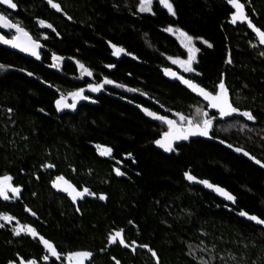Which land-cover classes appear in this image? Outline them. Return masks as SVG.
<instances>
[{
  "label": "trees",
  "instance_id": "trees-1",
  "mask_svg": "<svg viewBox=\"0 0 264 264\" xmlns=\"http://www.w3.org/2000/svg\"><path fill=\"white\" fill-rule=\"evenodd\" d=\"M65 1L88 5L90 13L81 26L60 29L62 40L53 36L54 53L75 56L97 74L137 89L141 94L122 93L135 103L161 112L147 95L161 108L195 122L204 119L196 109L204 112L206 104L164 77L169 62L163 55L185 53L157 26L174 22L207 41L211 47L203 49L197 81L216 92L223 80L234 107L255 117L216 120L212 136L264 163V45L247 22H231L235 9L228 0H170L177 20L168 19L162 9L157 18L135 17L134 8L130 10L134 0ZM240 2L252 23L264 30V0ZM26 4L31 16L43 12L39 0ZM106 40L125 47L137 61L124 58L108 71L103 65L114 61ZM0 63L37 77L0 68V177L11 176L13 186L21 189L18 198H0V214L15 218L11 223L0 220V264H65L64 259H43L50 253L39 236L62 256L91 252L92 264H157V257L159 264H264V225L240 215L243 211L264 219L262 168L202 139L179 144L171 152L158 150L155 141L167 126L107 95L98 98V105L59 113L58 93L40 80L68 92L76 76L71 62L54 72L0 47ZM105 148L111 155L101 154ZM117 168L124 174L116 175ZM185 173L222 188L235 201L203 183L189 182ZM60 176L95 195L79 201L77 209L53 187ZM101 195L106 198L99 199ZM18 224L36 229L38 236L15 235ZM121 229L129 246L108 247L109 235Z\"/></svg>",
  "mask_w": 264,
  "mask_h": 264
},
{
  "label": "snow or ice",
  "instance_id": "snow-or-ice-1",
  "mask_svg": "<svg viewBox=\"0 0 264 264\" xmlns=\"http://www.w3.org/2000/svg\"><path fill=\"white\" fill-rule=\"evenodd\" d=\"M152 3L153 0H140V6L139 11L140 12H152ZM159 3L163 5L164 8L167 9V12L171 16H176V12L174 10L173 4L170 2V0H159ZM228 3L235 9L234 13L231 15V22L233 24L239 22H247V26L252 29V31L255 33V35L259 39V44L264 45V30L261 28L255 26L252 21L248 18V16L245 13V4L241 3L240 0H228ZM0 4L6 5L10 9H17V4L14 2V0H0ZM48 4L55 9L57 12L62 11L61 5L59 3L54 2V0H48ZM69 19H71L69 17ZM41 27H47L50 29H55L51 24H46L43 20L39 21ZM0 27H5L9 29H15L16 35L13 36L12 39H6L4 36H0V43L5 45H10L12 48H18L22 52H29L31 55L36 56L39 58L38 55V49L42 47V45L36 41L33 40L32 37L28 34L27 31H25L18 23H12L7 19L6 16L3 14H0ZM167 32H178L179 35L183 38L184 46L188 49V59L186 61H176L173 60V63H180L182 66H184V70L186 72H194L195 69L193 68V63L196 61V54L199 52V49L195 46L193 43V38L190 37L186 32L179 30V29H173L172 27H168L165 29ZM46 38V37H45ZM205 44H207V41H204ZM211 47V45H208ZM113 48V55L119 56L121 53H124V49L121 47H117L116 45H111ZM261 55H264V53H261ZM62 57H53L54 63L53 67H59V62L62 60ZM79 64V62H77ZM228 63H231V60H228ZM3 65H0V68H3ZM79 67L81 69L82 75L91 76L92 72L86 68L83 64H79ZM166 74H170L173 77L176 76L175 73H171L170 70H165ZM31 75V73H29ZM187 87H189L193 92L197 93L199 96H202L204 100L208 101V107L212 109H217L219 111V115L221 117H227L231 116L233 114L238 113L242 117H246L247 120L253 121L255 119L254 115L250 111H240L238 108L234 107L233 104L229 100V94L228 90L225 87V84L223 80L218 85V91L214 93L209 92L205 90L204 88L200 87L199 85L195 84L191 80L184 79L182 76L178 77ZM113 81L105 79L103 84H112ZM103 84L97 85V86H90V90L92 92H98L103 88ZM119 87H123V85H119ZM129 91H135L134 89H129ZM70 95L73 98V103L68 104L66 103V98L64 96H61L60 99H58L56 103V108L58 111L63 110L64 108H75L76 107V100H86L88 97H86L83 94V90L70 93ZM9 112H11V109H8ZM145 112L148 116H151L152 118L156 120H160L166 125H168V131L164 133L163 137L155 143L163 148L167 152L173 151V143L177 140H187L189 136H207L209 134V130L212 128L213 121L211 118L208 117L207 112H203L200 108L196 109L197 116H202L204 119H202L200 122H194V119L185 117L183 114L177 113L176 115L179 117V122L176 120L169 119L165 116L158 115L154 112L148 111L145 109ZM229 147H231L229 145ZM237 152H242L243 150L240 148L235 149ZM111 149L105 148L102 149L101 154L102 155H111ZM245 156H249L248 152H243ZM130 155V154H129ZM255 161L257 165H260L262 168H264V163L261 162V160L256 159L255 157H250ZM47 167L51 168L54 167L53 165L49 164ZM116 175L121 176L124 173H122L118 168L115 170ZM186 179L189 181L195 180V177L192 175L185 173ZM12 177L8 175H4L3 177H0V198L7 201L9 199H15L20 196L21 189L20 187L13 186L11 183ZM200 183L205 184L206 187L213 189L220 193L221 195L225 196L226 199L229 201H235V198L225 192L222 188L214 187L212 184L208 183L207 181H200ZM53 187L62 190L66 193H68L69 196H71L73 202H76L78 198H83L85 195H95L94 193H91L89 189L84 188L82 191H78L76 187L71 185L68 181H66L62 176L57 177V180L53 182ZM11 194V195H9ZM106 197L101 195L99 196V199L104 200ZM35 215V213H33ZM241 216H247V218L250 221H255L259 225H264V219H259L255 215H248L246 212H240ZM15 218L12 216H9L7 214H0V220L5 221L6 223H11ZM4 224H0V228H3ZM14 234L19 236L22 233L31 235L33 238H36L38 236V233L36 229L32 228L31 226L27 225H19L13 229ZM40 242L44 245V247L48 250V252L53 257L59 258V254L57 253L56 247L49 242L47 239H45L43 236H39ZM117 241H119L120 245H123L125 247H128L129 245L126 244L125 239L123 237V230L115 231L113 234H110L108 237V243L114 244ZM134 243V242H133ZM147 247V246H144ZM93 254L89 251H79L75 253H70L67 257L69 264H73V261H75V264H84L85 260H88L91 258ZM153 257H156L157 254L153 251L152 252ZM44 260H48L49 256L45 255ZM12 264V262H10ZM19 264H36V261L29 260L25 262L24 260H21ZM119 264V262H117ZM157 264H159V260L157 257ZM204 264H208L207 261L204 262Z\"/></svg>",
  "mask_w": 264,
  "mask_h": 264
},
{
  "label": "flooded vegetation",
  "instance_id": "flooded-vegetation-1",
  "mask_svg": "<svg viewBox=\"0 0 264 264\" xmlns=\"http://www.w3.org/2000/svg\"><path fill=\"white\" fill-rule=\"evenodd\" d=\"M27 1H29V0H14V2L17 4V9H14V10L4 6L3 4H0V14H3L4 16H6L7 19L9 21H11L12 23H18L25 31L28 32V34L32 37L33 40L38 41L42 45V47L39 48V51H40L39 59H40V61H36L33 58L26 57V56H24V55H22L16 51L8 49L5 46H3L2 44H0L1 48L5 49V50H9V51L14 52V53H17V54H19V55H21L27 59L33 60L36 63L43 64L48 70L54 71V72L61 71L64 68L66 62H71L72 64H74V66L76 67L75 84H74V86H72V88L68 92H66V93L60 92V94L62 96H66V95H69L70 93H74V92L83 90V94L86 97H88L89 100H94L97 102L96 105L99 104L98 98H100L102 95H107V96L114 98V99H117V100H120L117 98V97H119L123 100L126 99V100L131 101L132 103H135L131 99H128L125 96H123L122 93H125V91H129V89H134L135 91H130V92L135 93V94H141V92H139L137 89L129 87L125 84H122V83L108 77V75H106V74H97V72L94 71L92 68H90L87 63L81 61L80 59H78L75 56L71 57V56H66L63 54H57V53H54L51 49L53 47V42H54L53 36L56 37L57 40L60 41V40H62L60 29L67 28L70 24L81 26L82 25L81 22H83L84 19L86 20L85 17L89 16V13H90L89 7L90 6L87 5V7H84V4L82 5L80 3V5H79V4H76V2H72V4L70 5L65 0H54V2L59 3L61 5V8H62V11L57 12L55 9H53L48 4V0H39L41 3L40 5L43 8V12H39V13L31 16L29 14L30 8L28 9V4H26ZM68 5H70V6H68ZM21 6H23V10H20ZM139 6H140V0H134L132 6H130V10H132V7L134 8L133 13L135 14L134 15L135 17L145 16V17L157 18L158 9H162L163 11L166 12L168 19H170V20H177L178 19L177 13H176V16H171L167 12V9L164 8L163 5H161L159 3V0H153L152 12H140ZM70 7H71V9H70ZM69 17L71 19H69ZM41 20H43L46 24H51L53 26V28L55 29V31H53V29H50L47 27H41V25L39 23V21H41ZM168 27H172L173 29L182 30V31L186 32L190 37L193 38V43L199 49V52L196 54V61L192 65L193 68L195 69L194 72H186L184 70V66H182L180 63H173L172 62L173 60L186 61L188 59L189 53H188V49L184 46V42H182L183 38L179 35L178 32H167V31H165V29ZM157 28L160 29L161 31H163L164 33L168 34L174 40H176L178 46L185 53L184 56H180V55L173 56V55L164 54L163 55L164 58L169 62V66L167 68H173L180 75H182L185 78H187L191 81H194V82L198 83L199 85H201L197 81V78L200 76L198 66L200 63V57L204 53L203 49L208 48V45L204 43V40L202 38L194 37V36L190 35L180 25L175 24L174 22H168L162 27L157 26ZM16 34L17 33H16L15 29L0 27V36H4L6 39H12L13 36H15ZM106 44L109 46V49L111 52L110 55L112 56V59L114 61V63H106L103 65L108 71H113L116 68V64L124 58H129L131 60L137 61V58L133 54L128 52V50L125 47L116 45L117 47H121L125 50V54L123 55V57L120 60H118L117 56L113 55V48L111 47V45H113V44L109 40H106ZM45 54H47L49 56L48 61H47V58H45ZM54 56L68 57V58L70 57V58L76 59L80 63H83L92 72V78H86V79L79 80L80 75H79L78 65L72 61H69V60H66V61L61 60L59 62L58 70L57 71L52 70L51 68L53 67L52 65L54 63V60H53ZM105 79L111 80V81H113V83L112 84H103ZM100 84H103V89H102L103 91L100 94H97L98 92H92L90 90V86H97ZM119 85H123V87H119ZM210 92H212V91H210ZM212 93L215 94V92H212ZM59 97H60V95H59ZM73 102H74L73 98H71L70 104H72ZM149 102L151 104H154L150 100H149ZM85 104L92 105L90 103H81L79 105V107L81 105H85ZM135 104H138V103H135ZM157 104H154V105L158 106L161 109V112L156 111L154 109H151L149 107L148 108L151 109L152 111L156 112V113H159L161 115H164L166 117L174 119L177 122L179 121V118H177V116L172 115L170 113L173 110H167L165 108H161L160 105L159 104L157 105ZM139 105H141V104H139ZM142 106H144V105H142ZM145 107H147V106H145ZM174 112H176V111H174ZM204 112L208 113L207 118H211L213 123L216 120H221L223 118L219 115L218 112L211 111L210 108L208 107V104H206V109L204 110ZM233 116H234V114H233ZM235 116H240V115L238 113H236ZM187 117H189V116H187ZM227 117L230 118V116H227ZM166 126L168 128V125H166ZM212 126H213V124H212ZM166 131H168V130H166ZM56 180H57V178L54 181H56ZM60 191H62V190H60ZM62 192H64V191H62ZM64 193L68 196V193H66V192H64ZM68 198H69V196H68ZM125 242H126V239H125ZM117 243H119V241H117L114 244H117ZM49 257L56 259V260H61V259L63 260L64 259L63 261H65V264H69V261L67 259L68 255L67 256L59 255V258H57V257L51 256V254H50ZM90 259L91 258H89L88 260H85L84 264H92L90 262Z\"/></svg>",
  "mask_w": 264,
  "mask_h": 264
},
{
  "label": "water",
  "instance_id": "water-1",
  "mask_svg": "<svg viewBox=\"0 0 264 264\" xmlns=\"http://www.w3.org/2000/svg\"><path fill=\"white\" fill-rule=\"evenodd\" d=\"M4 6H6V5H4ZM7 7V6H6ZM0 44H2V43H0ZM3 46H5L6 48H8V49H11V50H13V51H16V52H18V53H20V54H22V55H24V56H26V57H29V58H33V59H35L36 61H40V59L39 58H37L36 56H34V55H31L29 52H22V51H20L18 48H12L10 45H5V44H2ZM38 51V55H39V53H40V51H39V49L37 50ZM125 54V51H124V53H121L119 56H117V59L118 60H120L122 57H123V55ZM56 57H59V56H56ZM63 59V61H66V60H69V61H72V62H74V63H76L77 65H78V68H79V75H80V77H79V80H82V79H86V78H92V75L91 76H87V75H82L81 74V69H80V67H79V64H83V63H80L79 61H77L76 59H74V58H68V57H62ZM167 58V57H166ZM77 62H79V64L77 63ZM0 65H3L4 67H3V69H7V70H11V71H16V72H21L22 74H24V75H26V76H28L29 78H31V79H37V77H36V75L35 74H33L32 72H30V71H27V70H25V69H20V68H17V67H14V66H11V65H8V64H3V63H0ZM84 65V64H83ZM85 66V65H84ZM86 67V66H85ZM87 68V67H86ZM52 70H55V71H57L58 70V67H52L51 68ZM170 70V72L171 73H175L176 74V76L175 77H173L172 75H170V74H166L165 73V70ZM29 73H31V75H29ZM163 75H164V77L167 79V80H170V81H175V82H178V83H180L182 86H184L192 95H194L195 97H197V98H199V99H201L203 102H205L206 104H208V101H206V100H204L203 99V97L202 96H199L197 93H195V92H193L189 87H187L178 77H181L182 75H180L178 72H176L173 68H165L164 70H163ZM184 79H187V78H185L184 76H182ZM187 80H189V79H187ZM40 82L41 83H43L45 86H47L48 88H51V89H53L54 91H56L57 93H58V95H60V97L62 96L61 94H60V91L58 90V89H56V88H54L52 85H50V84H48L47 82H45V81H41L40 80ZM192 82H194V81H192ZM195 84H197V85H199L198 83H196V82H194ZM200 87H202V88H204L205 90H207V91H209L208 89H206L205 87H203V86H201V85H199ZM103 89V88H102ZM100 90V91H98V93L97 94H100L103 90ZM210 92V91H209ZM228 94H229V100H230V102L232 103V100H231V96H230V93H229V91H228ZM60 97H58V99H60ZM65 98H66V103H68V104H70V100H71V98H72V96L69 94V95H66V96H64ZM145 97L146 98H148L152 103H154V104H157L154 100H152V99H150L147 95H145ZM118 99H120V100H122V101H124V102H126L127 104H129V105H131V106H133V107H136L137 109H139L148 119H150V120H156V119H154V118H152L151 116H148L147 114H146V112H145V109H147L148 111H151V112H154V111H152L151 109H149L148 107H145V106H142V105H139V104H135V103H132L131 101H129V100H126V99H121V98H119V97H117ZM57 99V100H58ZM56 100V101H57ZM75 103H76V107L73 109V108H64L63 110H60V111H58L57 110V108H56V110L59 112V113H61V114H63V113H76L77 112V110H78V108H79V105L81 104V103H90V104H92V105H96L97 104V102L96 101H94V100H89V99H86V100H76L75 101ZM233 104V103H232ZM158 105V104H157ZM234 106V105H233ZM55 107H56V103H55ZM210 110L211 111H215V112H218L219 113V111L217 110V109H212V108H210ZM154 113H156V112H154ZM172 115H175V116H177L176 114L178 113V112H174V111H171L170 112ZM156 114H158V115H161V114H159V113H156ZM179 114H182V113H179ZM184 115V114H183ZM162 116H164V115H162ZM185 117H187L186 115H184ZM233 116V115H232ZM232 116H230V117H232ZM234 116H235V114H234ZM166 117V116H165ZM167 118H169V117H167ZM177 118H179L178 116H177ZM226 118H228V117H223L221 120H223V119H226ZM169 119H171V118H169ZM172 120H174V119H172ZM158 121H160V120H158ZM162 122V121H161ZM211 131H212V128L209 130V134L207 135V136H199V135H197V136H189V138L187 139V140H177V141H175L174 143H173V148L174 147H176L177 145H179V144H182V143H185V142H188L189 140H196V139H202V140H206V141H211V142H214V143H216V144H219V145H222L224 148H226V149H228V150H230L231 152H233V153H236V154H238L239 156H241V157H244V158H246L247 160H249L250 162H252L254 165H256L257 167H260V168H262L260 165H257L256 163H255V161L253 160V159H251L250 157H254V156H252L249 152V156H245L244 154H243V152H247L246 150H244V149H242V148H240V147H236V146H234V145H231L230 143H228V142H226V141H224V140H222V139H219V138H214L213 136H212V133H211ZM167 132V131H166ZM163 135H164V133L157 139V140H159V139H161L162 137H163ZM156 140V141H157ZM229 145L231 146V147H229ZM155 147L158 149V150H161V151H165L163 148H161V147H159L156 143H155ZM237 148H240V149H242L243 151L242 152H237L235 149H237ZM257 159V158H256ZM263 163V162H262ZM263 170H264V168H262ZM189 181V180H188ZM189 182H194V183H197V184H201L200 183V181H198V180H193V181H189ZM71 184V183H70ZM72 185V184H71ZM77 189V188H76ZM78 190V189H77ZM78 191H82V190H78ZM69 196V195H68ZM87 197H93L92 195H85L82 199L81 198H78L77 200H76V202H73V200H72V198H71V196H69V198L72 200V202L74 203V205L76 206V208L78 209V203H79V201H81V200H83L84 198H87ZM115 232V231H114ZM113 232V233H114ZM112 244H108V247H110Z\"/></svg>",
  "mask_w": 264,
  "mask_h": 264
},
{
  "label": "rangeland",
  "instance_id": "rangeland-1",
  "mask_svg": "<svg viewBox=\"0 0 264 264\" xmlns=\"http://www.w3.org/2000/svg\"><path fill=\"white\" fill-rule=\"evenodd\" d=\"M73 264H75V261H73Z\"/></svg>",
  "mask_w": 264,
  "mask_h": 264
}]
</instances>
